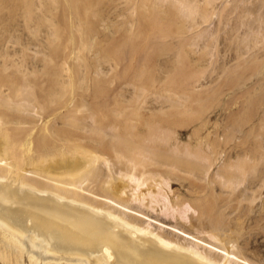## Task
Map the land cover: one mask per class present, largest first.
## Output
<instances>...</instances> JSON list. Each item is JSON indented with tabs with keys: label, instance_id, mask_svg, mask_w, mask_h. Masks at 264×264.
<instances>
[{
	"label": "bare ground",
	"instance_id": "bare-ground-1",
	"mask_svg": "<svg viewBox=\"0 0 264 264\" xmlns=\"http://www.w3.org/2000/svg\"><path fill=\"white\" fill-rule=\"evenodd\" d=\"M21 1L19 0V2ZM208 1L212 4L208 8V16L215 14L217 8L221 6L217 17L218 20L214 23L216 26L211 31H208V38H211L215 33H218L217 30L221 24L223 28L227 26L228 17L226 14H229L230 11L229 13L227 11L223 12L227 3L231 1L234 8H236L239 7L238 2L240 0ZM2 2L5 3L4 1ZM252 2L254 6H252L253 4L250 1L249 3L252 6L250 8L248 3V8L245 3H242L243 8L239 10L236 18L232 15L235 18L233 28H237L239 25L245 27V29L243 27L244 31L242 30L243 34L241 32L242 35L239 36V43L235 42L239 44L238 48L247 47L251 42L256 43L257 40L261 42L264 39H260L263 36L262 33H264V0H252ZM26 3L23 4L25 5ZM12 4L15 5L14 2ZM27 4H29V0ZM13 5L12 7H15L14 10H16L18 5ZM114 5L116 6V4ZM229 6L228 9L230 8ZM35 7L34 11L38 8ZM54 7L52 8L54 9ZM3 9L5 13V8ZM23 9L28 12L25 7ZM10 10L13 12V17L17 16V11H23L21 9L16 12L12 9ZM12 12L7 15L12 14ZM29 12L32 11L30 10ZM247 12L249 14L246 17L244 15ZM6 13H8L7 10ZM47 13L49 12L47 11ZM15 14L16 16H14ZM26 14L25 16L23 14V18L29 16V13ZM112 15L114 14L112 13ZM38 17H40V13ZM11 19L14 21L12 17ZM3 20L5 21V18ZM35 21L37 20L35 19ZM19 23L17 22L16 25L18 26ZM29 25L27 26L28 28L30 27ZM52 25L54 26V24ZM23 26L25 27V25H22V28ZM46 28H48L47 31L49 32L47 34H51L50 30L53 27L49 29L50 27L47 26ZM8 29L6 28V30ZM54 30H51V32H54ZM12 31L10 36H15L18 32L16 30V33L13 31L15 35H12ZM225 31L227 32V30ZM43 32L42 35L44 34ZM235 32L237 33V31ZM233 33L232 35H234ZM31 34L29 35L30 38ZM39 34L41 36V31ZM228 37L230 36L228 35ZM9 38L11 39L8 35ZM20 38L18 37L21 40L20 42L23 43V38ZM43 39L42 41L45 40ZM223 40H225L224 37ZM12 42H10L11 45L15 43ZM46 42L44 45H49L50 41L49 43ZM235 43L233 48H235V45L237 48ZM48 45L46 46L47 48L51 46ZM2 46H0L1 49L5 47V45ZM8 46L11 48L10 44ZM255 47L258 50L262 48V46L261 48H258V46L253 48ZM18 49L20 48H15V51ZM26 49L28 48L26 47ZM247 49L249 50L250 46ZM257 49L255 50L257 51ZM237 50L242 52L240 49ZM7 51L6 53H9L11 50ZM42 51H44V55L48 53V50L46 51L44 48H42ZM3 53L0 55H3ZM243 53L248 55L246 51ZM236 54L238 55V52L235 50V57ZM244 54L234 66L230 69L226 68L227 77L232 78L240 70L253 66L255 67V73L253 74L258 80L259 75L263 72L261 68L262 62L254 54L249 53V57H244ZM231 57L233 56L231 55ZM17 60L16 63L19 64ZM42 60L45 61V58ZM227 61L230 60L228 59ZM2 62H0L2 64L0 71V264H257L253 261L254 259H251L252 257L250 258L249 256L247 258L238 252L241 250H235L236 252H234L229 249L230 245H226V243H234L231 238H235L230 237L231 225L224 217L225 210L224 206L219 202L218 192L212 193L208 191V180L213 182L217 178H221L222 180L219 181L231 186L234 183L237 185V183L246 178L244 180L246 184L254 185V183L259 182L258 185L261 186L260 182L262 181L261 184L264 182V144H256L249 148V151L255 152V157L245 153L238 146L231 147L233 152H235L236 160H241L237 164L234 159L236 171L232 172L230 169L234 165H230L233 163L230 162V160H233L231 159L230 149L223 148L217 152L216 150L213 151L217 153V156H214L215 158H212L208 163V151L200 148L191 151V148L189 149L185 146L180 149L178 143L174 142L171 144L169 140L171 133L167 128L151 120L144 122L143 126L139 127L132 121L133 116H136L133 113L120 114L123 113L121 111L111 117L101 118L96 113L89 111L75 119L71 111H65L58 117L52 118L40 111L39 106L43 103L37 105L29 96V80L26 78L25 71L23 72L22 68L18 67V65H13V63L5 65ZM41 62L40 64L42 65ZM23 63L26 64V62ZM228 64L224 62L222 67ZM26 65L28 66V64ZM26 65L24 68L27 67ZM28 72L31 74L29 69ZM33 73L35 74V72ZM247 75L249 74L247 73ZM59 83L61 85V82ZM65 83L66 81L63 83L64 86ZM55 86L58 89V94H61L62 86L61 88L57 87V84ZM240 89L242 91V88ZM244 89V94L248 97L251 86ZM32 90L34 91V88ZM51 95L53 98L55 97L54 93ZM164 107L165 105H160V108ZM261 107V116L256 123L259 129L264 128V101ZM37 127L45 128L44 134H35L34 131ZM57 133L65 135L66 139H63L62 142H52L51 138ZM208 145L210 146V144ZM210 154L209 156H211ZM56 157L61 158L57 160L55 159ZM247 159L251 163L245 162ZM217 165L218 168L210 174L211 169ZM181 172L192 173L194 179L188 181L182 176L185 174L181 175ZM219 181L217 185H219ZM244 181L242 186L245 189ZM174 183H178L183 192H180L181 190H178L179 192L175 191L172 188ZM220 185L223 186L222 184ZM221 186L220 188L215 187L224 190V187L221 188ZM229 188L233 189V186ZM245 190L243 191L245 192ZM248 191L246 192L248 193ZM230 192L232 191L229 190V194ZM244 192L243 196H245ZM259 196L262 195L260 194ZM259 196L255 198H259ZM255 200L257 199L253 201ZM256 203L259 204V202ZM158 205L161 206L162 215L165 213V216H171L169 219H165L168 216H163L162 218L159 213L154 212ZM191 209H193V213L189 214L188 212ZM233 212L236 211H230L229 213L232 214ZM243 219L245 220V218H241V220ZM237 222L234 220L233 223L237 224ZM235 231L232 232L236 234ZM256 236L254 237L256 238ZM208 238L211 239L208 240ZM243 238L245 237L243 236ZM236 241L238 240H235L236 245L232 244L238 246L239 244L237 245ZM235 246L231 248L235 249ZM249 250L252 251V249ZM260 250L263 249L260 248ZM256 256L260 257L259 254Z\"/></svg>",
	"mask_w": 264,
	"mask_h": 264
},
{
	"label": "rangeland",
	"instance_id": "rangeland-1",
	"mask_svg": "<svg viewBox=\"0 0 264 264\" xmlns=\"http://www.w3.org/2000/svg\"><path fill=\"white\" fill-rule=\"evenodd\" d=\"M22 1L23 3H28V0ZM22 1L10 0L9 2V0H0V5L2 6V8L0 6V16H4L0 18H5V21L7 20V24L3 19L0 21V30L2 31L0 35L3 36V38L1 36L0 39V46L3 47L2 45H5V47L2 48L3 50L0 47V54L4 52L3 55H0V62L3 61L2 63L5 65L13 63V65H18V67L22 68L23 72L25 71L26 78L29 80V96L37 105L43 103L39 106L40 111L43 113L55 118L65 111H71L75 119H78L77 117L81 114L89 111L96 113L101 118L111 117L112 115L119 114L121 111L123 113L120 114L133 113L136 116H133V119H131L133 123L139 127L143 126L144 122L151 120L167 128L171 133L169 139L171 144L174 142L178 143L180 149H183L184 146L189 149L191 148V151H195L199 148L205 149L208 151V163L212 158H215L214 156H217V153L213 151L216 150L217 152L223 148L230 149V154L232 155L231 159H233L230 160L231 163L233 162L230 165H234V167L232 166L230 169L232 172L236 171L235 165L241 162V160H236L235 152H233L231 147L238 146L242 148L245 153L255 157V152L249 151V148L256 144H264V128L259 129L256 126L261 116V106L264 101V74H262L264 73V33H262V38L260 37L261 40L263 39V42L261 41V43L258 40L259 44L257 41L256 43L251 42L252 45L248 44L247 47L250 46L252 50H248L245 46L238 48L239 44H237L240 40L239 36L243 34L245 27L239 25L240 27L233 28V21L239 10L243 8L241 4L245 3L247 7L248 3L250 8L254 6L252 0H250L251 4H253L252 6L249 0H245L246 2L240 0V2H238L239 7L236 8H234L231 1H229L230 4H228V2L223 11H227V13L230 11L229 14L232 13L231 15L225 13L228 17L227 26L225 27L224 25L225 28H223L221 24L217 30L218 33H215L217 36L213 35L211 38H208V31H211L214 29V26H216L214 23L218 20L217 17L220 13L221 6L217 8L218 13L216 12L215 14L213 13L214 15L210 14L208 16V8L212 5L208 0H54L55 2L53 0H47L48 3L46 0H36L37 2L35 0H29V4L26 3L27 6H25L26 4L24 5ZM13 2L15 5H18L16 10H14L15 7H12ZM113 3L116 4L118 8H116ZM112 4L116 10L113 6H111L112 8L110 7ZM33 6H36L35 8L38 7L35 10L36 12ZM228 6L230 7L229 9ZM24 7L28 9V12L23 9ZM52 7L57 10L55 11ZM3 8H5V13L6 10L8 13L5 14ZM7 8L9 10L12 9L14 12L18 9L23 11H17L16 14L18 13L20 15L17 14L16 16L15 14L14 16L16 17H13V12L11 10L9 11ZM30 10L32 12H29ZM37 11H40V17H38L39 13ZM47 11L49 13H47ZM11 12L12 14L7 15ZM24 12L29 13L28 15L30 17L23 18V14L24 16L27 15ZM112 13L114 15H112ZM33 14L35 16L38 15L36 16L37 18L35 16L33 17ZM248 14L247 12L244 16L247 17ZM41 21L44 23L43 25H41ZM17 22H20L18 26L16 25ZM8 24L11 25V28ZM21 24L25 25L26 28L31 24L32 26H29L32 29L29 27L30 29L28 28V30H26L24 26L22 28ZM52 24H54V26ZM14 26H17L16 29H14ZM36 26L39 28L37 29ZM47 26L50 27L49 29L53 27L51 30L53 31V29H55L54 32L50 30L51 34H47L49 33L47 31L48 28H46ZM6 28L9 29L6 30ZM12 29L14 32L15 30L18 31L17 33L19 35L16 32L15 35ZM10 30L12 31V35L15 36H10ZM225 30L229 32L227 33ZM234 30L237 31V33ZM25 31L30 34L33 33L31 34V38L29 37L30 34ZM40 31L41 36L39 34ZM42 31H44L43 35ZM232 33L234 35H232ZM6 35L7 37H5ZM8 35L12 40L10 38L8 39ZM228 35L230 37H228ZM18 37L23 38V43L20 42L21 40H19ZM40 37L44 38L45 40H43L45 42L47 41L46 43L50 41L51 44L49 43V45L51 46L46 44V46H49L47 48L44 45L45 42L42 41ZM223 37L225 40H223ZM7 42L10 44L11 48L8 46L9 44ZM10 42L14 44L11 45ZM25 42H27V44H25ZM234 43L237 44V48L235 45L236 49L233 48ZM253 43L255 44L253 45ZM29 44L31 45L28 46ZM12 46L16 49L20 48L18 49L19 51H15V48ZM24 46L28 49L25 50L26 47ZM254 46H258V48L261 49L258 50L257 47L253 48ZM42 48L46 51L48 50V53H46L49 56L47 54L44 55ZM237 49L242 50V52ZM255 49H257V51ZM6 50L12 51H9V53L11 52L12 54H10L12 58L9 56V53H6ZM233 50L234 52H232ZM235 50L238 52V55L236 54L238 58L234 55ZM245 51L248 53V55L245 53L246 56L243 53ZM239 53L244 54V57H249L250 54L259 57V60L262 62L261 68L263 72L261 73L262 75L260 74L261 76L259 75L258 80L253 74L255 73V67L253 66H248L240 70L234 74L232 78L227 77V69H230L241 60L242 54ZM15 54L17 55L15 56ZM231 55L235 57L234 59H237L235 60L236 62ZM14 56L16 60L18 57H21L17 60L20 65L16 63ZM40 58H45V61ZM231 58L233 61H231ZM228 59L230 61H227ZM21 61L26 62L28 66ZM223 61L229 63L227 66H224L226 64L223 65L225 68L222 67ZM34 62L37 64H34ZM25 65L27 66L26 68H24ZM220 67L222 68L220 69ZM1 68L2 64L0 63V71ZM27 68L31 71V74H29ZM33 68H35V70H33ZM223 68L224 70L222 71ZM33 72H35V74ZM247 73L249 75H247ZM66 76H68L67 79ZM62 78L64 79L62 80ZM209 79L211 80L209 81ZM64 81H66L65 86L63 84ZM59 82H61V85ZM56 84L59 88L62 86V91L59 90L62 92L61 94H58V89H56L55 86ZM248 86H251V90L249 95H247L248 97H246L244 88ZM31 88H34V91ZM240 88H242V91ZM52 93L55 94L54 98L51 95ZM161 104L165 105V107L160 108ZM44 129L45 128L37 127L34 132L37 135H42L44 134ZM63 139L65 140L66 136L57 133L51 138V141L54 143L58 141L62 142ZM207 144H210V146H207ZM247 145L249 146L247 147ZM209 154L212 157L209 156ZM60 158L61 157H56L55 159L58 160ZM234 159L236 163H234ZM245 162L251 163L248 159ZM216 168H218V165L211 169L210 174H212ZM190 174L181 172V175L188 181L194 179V175L192 173ZM219 180L222 179L217 178L213 181L214 183L208 180V191L212 193L218 192L219 202L224 206L225 210L224 217L227 222H230V237H234L235 239L231 238L234 243H226V245H230L229 249L234 252L241 250L242 252H238L247 258H249V256L250 258L252 257L251 259H254L253 261L257 264H264V260H262L264 259V182L262 184V181L260 182L261 186L258 185L259 182L254 183V185H249L246 184V181H244L246 178H244L240 181L241 184L240 182L237 183V185L236 183L231 184L233 189H230L229 187L231 186L229 184L225 185ZM218 181L219 185H217ZM243 181L245 183V189L249 188L250 190L244 189L242 186ZM215 186L218 188H220V186L221 188L224 187V190L222 189V191ZM172 188L177 192H179L178 190L183 192L178 183H174ZM229 190L232 191L230 194ZM243 190H245V192L249 190L248 193L251 190L253 191L248 194ZM257 191L258 193L256 194ZM243 192L245 196L242 195ZM225 193L229 196H226ZM233 193L236 195H233ZM260 194L262 196H259ZM258 196L259 198H255ZM231 199L237 202L231 201ZM254 199L258 201H253ZM259 199L261 200L259 201ZM228 202L230 203L227 204ZM256 202H259V204ZM229 210L236 212L230 214ZM154 212L159 213L162 218L166 215L165 213L163 215L161 214L163 212L161 211L160 205L157 206ZM188 213H193V209L189 210ZM170 217L171 216H168L165 219H169ZM235 217L239 218L236 220ZM241 218H245V220H241ZM234 220L236 222L238 221L237 224L233 223ZM232 231H235L236 234ZM248 236L249 238H247ZM254 236H256V238ZM262 236L263 238H261ZM210 239L211 238H208V240ZM235 240H238L236 241L237 245L239 244L238 246H235ZM243 241L246 243L243 244ZM234 246L235 249L231 248ZM260 248L263 250H260ZM249 249H252V251ZM253 254H255L254 256L256 258ZM257 254H259L260 257L256 256Z\"/></svg>",
	"mask_w": 264,
	"mask_h": 264
}]
</instances>
